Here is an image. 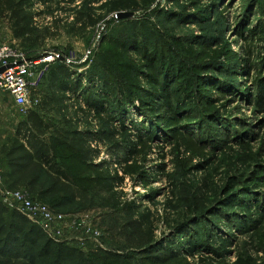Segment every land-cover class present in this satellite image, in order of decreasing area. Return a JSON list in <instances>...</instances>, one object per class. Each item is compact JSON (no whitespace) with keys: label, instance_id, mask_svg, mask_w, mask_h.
Returning a JSON list of instances; mask_svg holds the SVG:
<instances>
[{"label":"rangeland","instance_id":"1","mask_svg":"<svg viewBox=\"0 0 264 264\" xmlns=\"http://www.w3.org/2000/svg\"><path fill=\"white\" fill-rule=\"evenodd\" d=\"M88 1L30 0L27 10L53 35L35 50L15 38L14 21L0 11V43L16 42L30 55L73 56L71 64L53 67L37 93L58 90L70 77L88 90L103 85L96 75L108 76L116 86L107 113L116 118L112 125L89 110L81 113V129L103 130L101 139L92 142L99 152L92 166H81L68 150L58 153L63 165L87 170L86 176L98 173L95 166L117 171L125 177V200L158 219L157 242L175 247L177 257L156 263L142 256L137 264H264V0H156L128 10L131 18L118 20L113 13L95 26L79 28L75 16ZM105 1L92 3L97 17L105 16L106 9H99ZM134 31L148 52L158 55L156 64L167 67L163 79L173 91V109L161 96H148L154 89L146 79L148 61L121 50V42L134 40ZM59 66L67 75L56 81ZM117 83L122 91L115 92ZM76 102H68L73 112L86 107L84 100ZM52 114L48 119L58 120ZM25 116L0 94V144L15 135ZM5 163L0 154V176L9 188ZM200 200L202 212L195 209ZM107 212L95 208L74 214L100 236L73 230L56 240L85 239L87 246L120 251L123 214ZM115 221L118 229L110 230Z\"/></svg>","mask_w":264,"mask_h":264},{"label":"trees","instance_id":"2","mask_svg":"<svg viewBox=\"0 0 264 264\" xmlns=\"http://www.w3.org/2000/svg\"><path fill=\"white\" fill-rule=\"evenodd\" d=\"M94 1L103 0L88 1L77 12L74 25L86 29L95 26L109 14L145 7L156 0H106L99 8L106 9V14L102 17H97V8L91 6ZM29 5L30 0L19 4L15 0H0V11L9 14L14 21L15 38L22 39L28 47L35 50L53 35L48 26L40 28L36 14L26 8ZM133 34L134 40L120 43L121 50L137 52L148 61L146 79L154 87L148 96H161L164 104L173 109L170 100L173 91L166 79H163L166 77L164 73L167 67L156 64L159 61L158 55L148 52L146 42L140 41L142 36L138 31ZM61 74L67 75L66 67L59 66L54 80L57 81ZM96 77L103 85L92 86L89 90L83 86V81L70 77L66 84H61L58 90L49 94L35 92L36 96H41L40 102L28 111L25 119L19 123L15 135L0 144V154L4 157L7 168L3 178L9 188L26 190L34 200L49 205L58 213L79 215L80 212L99 208L107 210L110 215L123 214L119 226L120 251L82 246L81 241L73 243L56 240L27 216L0 199V264H104L106 261L110 264H137L136 259L142 256L156 263L168 262L177 257L176 251L172 253V248L175 247L163 248L164 244L157 242L158 219L154 218L152 212L141 210L139 205L125 200L121 190L125 183L123 175L95 166L96 169L99 168L98 173L86 176L87 170L79 173L72 167L63 165V156L59 158V151L68 150L76 162L89 167L92 166L90 162L99 155L92 142L96 137L101 139L103 130L93 131L88 127L81 129V113L89 110L87 112L110 125L116 121L113 115L107 114L112 112L109 98L116 86L112 85L108 76ZM119 83L123 87L122 81ZM119 83L115 92L121 89ZM51 84L56 86V82L52 81ZM72 99L78 102L84 100L86 107H78L79 110L73 112L68 105ZM257 103L262 105L260 99ZM111 109L114 110L113 105ZM52 113L59 116L58 120L53 116L51 120L48 119ZM131 152L134 153V150ZM202 205L201 200L195 202V209L202 212ZM117 224L115 221L108 227L110 230H117ZM223 243L229 246L231 241L224 239ZM190 245L194 252L198 250L193 239Z\"/></svg>","mask_w":264,"mask_h":264},{"label":"built area","instance_id":"3","mask_svg":"<svg viewBox=\"0 0 264 264\" xmlns=\"http://www.w3.org/2000/svg\"><path fill=\"white\" fill-rule=\"evenodd\" d=\"M29 53L16 42L0 43V68L5 67L0 73V94L9 96L13 104L25 114L40 102L35 92L42 88L53 66L58 62L71 64L73 60L69 53L60 54L54 51L37 52L36 55ZM0 199L27 216L54 239L63 238L73 230H83L86 236L95 238L101 234L95 228H86L83 219L80 220L71 214L58 213L49 205L34 200L26 190L6 188L1 176ZM80 241L82 246L86 245L85 239Z\"/></svg>","mask_w":264,"mask_h":264},{"label":"water","instance_id":"4","mask_svg":"<svg viewBox=\"0 0 264 264\" xmlns=\"http://www.w3.org/2000/svg\"><path fill=\"white\" fill-rule=\"evenodd\" d=\"M132 16H133V12L131 11H120V12H117L116 14V18L118 20L131 18ZM4 70H5V67L0 68V73H2Z\"/></svg>","mask_w":264,"mask_h":264},{"label":"crops","instance_id":"5","mask_svg":"<svg viewBox=\"0 0 264 264\" xmlns=\"http://www.w3.org/2000/svg\"><path fill=\"white\" fill-rule=\"evenodd\" d=\"M45 83V82H44ZM44 85V84H43ZM43 87V86H42ZM42 89V88H41ZM40 89V90H41ZM39 97V99L41 100V96H38ZM12 101V100H11ZM6 171H7V168H6ZM6 173V172H5ZM5 179V178H4ZM7 179V178H6ZM6 182V181H5Z\"/></svg>","mask_w":264,"mask_h":264}]
</instances>
